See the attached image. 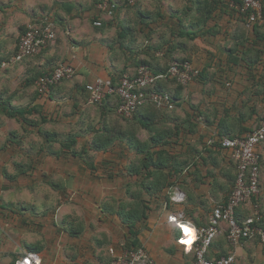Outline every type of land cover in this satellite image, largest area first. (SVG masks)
Here are the masks:
<instances>
[{
  "label": "crops",
  "instance_id": "crops-1",
  "mask_svg": "<svg viewBox=\"0 0 264 264\" xmlns=\"http://www.w3.org/2000/svg\"><path fill=\"white\" fill-rule=\"evenodd\" d=\"M113 1L119 3V0ZM152 1L157 3L155 0ZM231 1L161 0L164 4L165 19L159 26H153L152 32L147 29L144 30L145 33L140 34L139 38L145 40L142 49L148 46L159 47L172 39L173 57L191 60L195 67L201 70V77L181 88L170 81H161L158 84L162 91L171 93L175 97L172 111L157 109L151 111L150 107H144L133 119H130V123L122 120L118 112L111 114L109 111L106 116L105 122L109 129L119 128L122 125L125 132L129 133L131 130L139 132L138 138L141 141L152 136L153 133L161 132L164 136L163 141L170 142L167 150L172 157L167 163L171 171L175 172H172L174 176L169 187H165L164 180L160 182L159 187L163 189V195L170 199L171 211L158 207L156 203L153 204L140 234L141 244L159 264H194L182 255L181 246L177 242L179 230L175 224L168 222V216L174 215L197 227L208 223L214 206L228 199L237 176L235 164L229 161L228 152L220 149L217 143L213 144V141L219 137L222 139L246 136L257 126L264 105V25L256 24L248 29L244 21L224 8V4ZM99 2L100 0H0V12L4 19L0 24L6 23L12 15L15 22L18 21L17 32L13 34L16 36L15 39L21 36V30L27 29L41 16L52 13L57 18L56 40L41 56L26 60L19 69L29 74L39 71L49 72L63 62H70L75 66L76 78L63 81L50 91L47 98L40 99L37 103H40L43 112L55 113L61 117L60 122L47 125V130L54 129L55 133L62 135L79 133V131L83 134V139H78V149H81L91 136L101 129V113L106 111L104 109L118 107V103L114 100H109L102 106L89 104L87 85L96 78H109L110 72L120 71L124 66V60L120 56L116 59L108 54L111 43H108L107 39L116 35L115 29L101 33L89 22L94 13L93 6L96 7ZM232 3L233 1L230 5ZM155 7V4L146 2L144 6L146 15ZM127 16L128 13L122 12V19ZM109 19L106 17V20ZM142 29L141 26L140 31ZM181 30L191 32L192 39L173 36L172 33L179 34ZM156 56V59L145 54L143 57L153 61L156 70H164L170 61L164 59L160 52L156 53ZM144 122L153 123L155 126L147 129L141 125ZM124 144L123 156H120L116 150L106 154L92 153V156H96L94 160H97V157L104 158L117 162L120 166L137 163L136 160L134 162L130 160L131 155H135L132 147L128 146V142ZM55 147L56 145L53 146ZM257 152L260 155V194L251 204L240 206L237 214L240 220L252 216L253 205L257 202L263 216L264 229V141L258 146ZM34 158L37 168L34 173L28 174V177L20 175L19 178L10 180L5 178L2 168L6 167L8 176L14 178L17 173V163H15L17 159L0 160V182L15 189L20 186L23 189L21 192L11 190L10 199H2L12 205L15 213L24 212L25 218L33 219L32 214H42L45 211L50 215L57 207L54 220L59 222L57 215L63 206L72 209H82L87 206L82 201L78 204L77 199L73 204L66 200L62 201V205L58 207V201L55 205L53 201L56 199L53 200L50 194L56 193L57 199L63 198L62 200L71 192L79 190L82 193L95 191L98 195L97 182H102V185L110 181L96 180L83 168L66 164L64 160H56L49 156L40 160ZM52 163H57L61 168L60 171L45 170ZM9 167L14 168L12 171L15 173L8 170ZM98 174L100 175V172ZM46 176H49L53 182L64 183L67 195L63 197L47 184L27 186L34 179L41 183L45 182ZM104 190L103 194H105ZM114 192L112 195L118 197L119 193ZM37 194L42 197L36 198ZM51 203L53 206L48 207ZM69 215L75 214L65 215L62 221L69 218ZM51 218L48 217L49 221ZM111 218L108 217L107 221H103L105 219L103 218L102 222H99L98 219L87 216L86 229L79 238H71L63 229H59L60 233L56 238L51 235L53 229L46 231V235H41L38 232L40 229L32 230L23 225L21 217L18 216L16 220L11 219V223L5 228L0 219V264H14L19 254L28 252V247L40 240L47 243L49 248L40 253L44 264H81L82 261L88 260L92 264H99L108 261L110 258H104L109 256L105 252V246L110 242L111 246L116 247L114 253L120 254L127 233L120 225L118 226V221L114 219L115 222H111ZM94 219L102 224L101 230H97L100 233L97 234L94 233L96 232L94 226H91ZM105 230L110 231L111 234ZM221 237L214 242L215 251L227 253L229 246ZM53 238L57 242L65 240L62 241L64 247L58 255L51 248ZM101 243L102 246L99 245ZM251 243L255 242L252 240ZM243 247L246 255L248 252L252 253V247L248 244ZM241 250L242 247L239 251ZM255 251L258 256H255L254 264L264 258L261 245L255 247ZM72 255L75 258H72ZM53 258L64 259L53 261Z\"/></svg>",
  "mask_w": 264,
  "mask_h": 264
},
{
  "label": "trees",
  "instance_id": "trees-1",
  "mask_svg": "<svg viewBox=\"0 0 264 264\" xmlns=\"http://www.w3.org/2000/svg\"><path fill=\"white\" fill-rule=\"evenodd\" d=\"M104 1H110V3H115L117 5L116 9L113 12V15L110 17L109 20H106V17L108 16L105 15V12L97 9V5ZM104 1L100 0V2L96 4V7L93 6L94 13L89 19V22L96 31H99L101 33L110 29H115L116 31L115 41L110 44V51L108 52V54L113 57H116V59H118V57L120 56L124 60V66L120 71L117 70L114 73H109V78L112 79L114 84L116 85L120 78H122L125 74L129 73L131 68H136L137 71L140 66L150 67L154 74L166 73L168 66L164 70L158 71L154 68L155 65L153 61H150L148 59L146 60L143 56L145 54L149 55L152 59H156V53L160 52L163 54L164 59H168V62L174 61L175 58L172 54V49L174 45L172 44V39H170V42L160 45L159 47L148 46L146 48H143L142 50H140L141 52L134 48V42L136 41L137 37L140 36L141 33H145L147 29L150 30L149 32H152L153 26H159L160 23L162 24V21H164V4L161 2V0H155L157 1V3L153 2L152 0H144L143 2H140L138 4L131 5L129 3V0H119V3L113 0ZM148 1L151 4H155L156 7L151 13L146 15V10L144 9V6ZM232 1L234 3V6L239 7L242 5V0ZM231 2H226L224 4V8H226V10L229 9V13H231L232 15H236L237 18H240L242 21L245 22V18L239 15V11L229 6ZM122 12H129L128 16L126 17L127 19L121 18ZM43 17L44 16H41L39 19ZM46 17H48L52 22L57 23V18L52 13H48ZM97 21L102 22V26H95V22ZM141 26L143 28L142 31H140ZM178 26L182 27V25ZM1 28L2 26H0V32L2 31ZM27 29L21 30V36L26 32ZM172 34L174 37L184 36L188 39H192L191 32L189 31L181 30L179 34ZM21 36L16 39H11H15V45L11 48L8 54L5 53V48L6 45L9 43V40H0V63H3L5 61H11V58L17 54L18 43ZM41 54L25 58L19 63L23 64L26 60L41 56ZM183 60L189 59L185 58L182 59V61ZM12 65H17V63L11 64L8 67ZM15 70H19V67H14L13 71ZM0 71L2 72L4 70L0 68ZM49 72L39 71L24 75L26 77H22V81L14 89H12V91L9 86V80H7V78H10V76L9 74L6 75L3 72L4 74L2 76L6 78L5 81H2L0 83V135L1 133L4 134L3 140L0 141V160L17 159L15 161V163H17L16 176L14 178L9 177L6 172V167L2 168L3 175L9 180L15 178L17 179V177L20 175L28 177V174L34 173L37 169L35 165L36 160L34 157H36L37 160H40L43 157L49 156L55 158L56 160H64L66 164L70 163L74 164L77 167L83 168L85 171L88 172L89 176L96 180H110L109 182H104L102 185V182H97L98 187L96 188V191L98 195L95 193V191L90 193H82L80 190L71 192L67 195V188L65 184L62 182H53L52 180H50L49 176H46L45 182L41 183L38 182L37 179H34L29 182L27 186L33 187L37 184H47L54 191L61 194L63 197L66 194L67 196H65L64 200H62L63 198L58 199V207L59 205H62L65 200L66 202L72 204L75 203V200L77 199L79 200L77 201L78 204L80 201L84 202V205H86L88 208L84 207L82 209L88 217H94L98 219L99 222H102L103 218H105L103 219V221H107L106 219L108 217H112L111 222H115V220L118 221V226L120 225L123 229L126 230L127 233L125 235V244L122 246L123 250L138 249L140 247H143L140 240V234L142 232V228L144 227L149 218L153 204L156 203L158 207L162 209L165 208L169 212L171 211V201L169 198L163 195V189L159 187L160 182H162L163 180L164 182H166V184H164L165 187H169L171 185V178L174 176L172 172H175L171 171V168L167 163L172 157L170 152L167 150V148H169L170 146V142L163 141L164 136L161 132L153 133L152 136H148L146 137V139L141 141L138 138L139 132H135L131 129L129 133L125 132L122 125H120L119 128L112 127L111 129H109L105 122L108 112L110 111L111 114H116L118 112V107H113L104 109L106 111L101 113V129L98 131V133L93 134L90 140L86 142L81 147V149H78V139H83L84 137L80 131L79 133L76 132L73 134L70 133L67 135H62L55 133L54 129H46L47 125L60 122L61 117H59L60 115L55 113L43 112V108L41 107L40 103L37 102L40 101V99L47 98L52 89H54L63 81H66L63 80L57 85L52 86L49 91H47L45 94L38 93L35 88L36 80L40 76H43L44 74H47ZM199 72V76L193 81L201 77L202 72L200 69ZM169 81L177 84L176 80H168V82ZM160 82L161 81L157 82L155 86L156 90L161 93H168L162 91L158 87V84ZM177 86L180 88L183 87L180 84H177ZM34 88L35 91L33 92ZM168 94L172 95L171 93ZM172 98L173 108L171 109L169 107L157 108L154 105H147L144 107H150L152 109L151 111H154V109L160 111H172V109L174 110L175 97L172 95ZM109 100L116 101V103H118L117 106H119L120 104L119 98L115 95L108 96L105 103ZM111 101L109 103H111ZM135 116L136 114L134 115V117ZM120 118L126 123H130L131 121L130 119L124 118L123 116H121ZM13 124H16L18 128H13ZM141 125L143 127H146L147 129H150L151 127L155 126V124L150 122H144L141 123ZM3 129L6 130L2 132ZM220 138L221 137L215 138L214 141L212 140L213 144L217 143V146L220 149L227 151L229 161L234 163L233 160H231L229 151L222 148V139ZM125 142H128V146L132 147V150L138 157L139 160L137 161V163H133L132 165L128 166H120L119 163L114 162L112 160H106L104 158L99 159V157H97V160L93 159L92 153L106 154L111 153L114 150H116V152L120 156H123V153L125 151ZM54 145H56L55 148H53ZM18 155L23 156L20 159L22 161H18ZM234 166L237 170V165L235 164ZM99 172L100 175L98 174ZM103 173H105V175H103ZM102 186H104L105 188H103ZM20 187H16L15 189L14 187L8 184H4L2 186V189L0 188V190L6 192H10L11 190L21 192L23 189ZM103 190L105 194H103ZM114 191L119 193L118 197L112 195V193H115ZM74 193L75 195L74 197H72ZM86 199L90 201H87ZM254 200H256V198H254ZM56 209L57 207H55V209L51 211L50 215H48L49 212L47 213V211H45L42 214H32L33 219L25 218L24 212L15 213V210L13 209L12 205L6 203L0 196V219L3 221L5 228L11 223V219L16 220L18 216L21 217L23 225L30 227L32 230L40 229L38 232H40L41 235H46L48 230L53 229L51 235L56 238L57 234L60 233L59 229H63L64 232H66L71 238H79V236L83 233L84 229H86L87 220L81 217L78 218V216L75 214V216L70 215L69 218H67L65 221L59 223L54 220ZM49 216L52 217L51 221H49L48 219ZM74 217L76 218L74 219ZM261 217V222L259 224L262 227L263 216L261 215ZM71 218L72 220L69 221V219ZM204 225L206 224H200L198 226ZM54 238L52 239L53 241L51 248L55 251V253H57L58 242H56L57 240H55ZM223 239L226 241L225 236ZM253 241L256 245L260 244L262 246V254L264 255V242H262L258 237L253 239ZM214 244L215 243H213L210 248L209 256L211 258L220 257L226 254L223 252H216ZM47 246L48 244L44 243L43 240L37 241L35 245L28 247V252L19 254L16 257V261L23 258L25 254L29 253L30 251L37 252L40 254L41 252L47 250ZM180 248L182 255L185 258L190 259V255L192 254L191 262L195 264L196 258L194 254L185 253L183 246H181ZM59 251H61V249ZM72 258H75V256L72 255ZM107 258L110 259L99 264H108L112 259L111 255ZM16 261H14V264ZM84 263L91 264L89 261H85L82 264ZM256 264H264V258H262L261 260H257Z\"/></svg>",
  "mask_w": 264,
  "mask_h": 264
},
{
  "label": "built area",
  "instance_id": "built-area-1",
  "mask_svg": "<svg viewBox=\"0 0 264 264\" xmlns=\"http://www.w3.org/2000/svg\"><path fill=\"white\" fill-rule=\"evenodd\" d=\"M144 0H129L131 4H138ZM239 11V15L245 18L248 29L256 24L264 25V0H242V5L237 7L230 5ZM117 5L104 1L97 5V9L111 17ZM95 26H102V22H95ZM55 23L44 16L31 24L20 37L18 52L10 62L0 63V68L6 64L19 63L23 59L39 55L56 40ZM77 70L70 62L58 64L51 72L40 76L35 83L38 93L45 94L52 86L63 80H72ZM199 69L189 60H176L170 62L166 73L154 74L148 66H140L134 74H125L115 85L110 78H96L87 85L88 102L91 105L102 106L108 96H117L120 100L118 114L127 119L144 106L154 105L157 108H173L172 95L161 93L155 86L159 81L176 80L177 84L187 86L199 76ZM264 141V106L257 126L244 137H223L222 148L229 151L231 160L237 165V178L228 199L214 206L208 223L197 227L190 223L196 231V240L191 246L180 242L182 231L179 229L178 244L184 247L188 253H193L195 264H236L237 253L234 251L242 247L245 242L260 238L264 242V229L259 224L261 213L259 204L253 205V215L240 220L237 210L240 206L251 204L254 198L260 194V155L258 146ZM168 222L182 223L174 215L168 216ZM225 236L229 253L220 257L211 258L210 248L220 236ZM39 254L37 252H29ZM29 253L19 260H28V264H36V260L29 258ZM111 261L108 264H159L153 259L144 247L138 249H124L118 255L111 253ZM37 259L43 264L39 254ZM17 260V261H19ZM17 261L15 264H17Z\"/></svg>",
  "mask_w": 264,
  "mask_h": 264
},
{
  "label": "rangeland",
  "instance_id": "rangeland-1",
  "mask_svg": "<svg viewBox=\"0 0 264 264\" xmlns=\"http://www.w3.org/2000/svg\"><path fill=\"white\" fill-rule=\"evenodd\" d=\"M10 2V1H9ZM33 13H35V14H37L36 12H34V11H32ZM40 13V12H39ZM129 13V12H128ZM108 18H110V17H108ZM2 20H4L3 19V16H2V14H1V12H0V23L1 22H3ZM17 22L18 21H16L15 22V20H14V17H13V15H12V17L10 18V19H7V21H6V23H2V24H0V26H2V27H4V29H2V31L0 32V40L1 41H7V40H9V43L6 45V48H5V53L6 54H8L9 52H10V50H11V48L15 45V39H13V40H11L12 38H15L16 36L15 35H13V34H16V32H17ZM113 32V31H112ZM15 36V37H14ZM57 37V36H56ZM113 41H115V36L113 35V37H110L109 36V38L107 39V42L108 43H112ZM135 44H134V48L136 49V50H140V49H142V47L141 46H143V44L145 43V40L144 39H141V38H139V37H137V39H136V41L134 42ZM141 47V48H140ZM140 48V49H139ZM46 50V49H45ZM44 50V51H45ZM43 51V52H44ZM13 58V57H12ZM12 58H11V60H12ZM176 60H181V59H175L174 61H176ZM6 63L7 62H10V61H5ZM13 64V63H12ZM22 65L23 64H20V63H17V65H12V66H10V67H8L9 65L8 64H6L5 65V67H2L1 69H3L4 71H0V83L2 82V81H5V78L2 76L4 73L7 75V74H9V76H10V78L8 79L7 78V80H9V86H10V89H11V91H12V89H14L22 80H21V78L23 77H26V76H24V75H26L27 74V72L25 71V70H21V68L19 69V70H15V71H13L14 70V67H16V66H18V67H22ZM169 65V64H168ZM5 69H7V70H5ZM132 69V68H131ZM130 69V72H129V74H134L135 72H136V68H134V69H132L131 70ZM6 71V72H5ZM10 71V72H9ZM4 72V73H3ZM77 74V73H76ZM28 75V74H27ZM75 77V76H74ZM76 78V77H75ZM119 115V114H118ZM121 117V116H120ZM13 128H18V126L16 125V124H13ZM6 129H3V131L2 132H4ZM3 133H1V135H0V141H2L3 140ZM102 155V154H101ZM103 156V155H102ZM23 156H19L18 158H19V160H20V158H22ZM94 157H96V156H94ZM94 157H93V159H94ZM90 158V157H89ZM131 158V159H130ZM129 159L130 160H133V162H134V160H136V161H138V157L136 156V155H131V157H130ZM129 161V160H128ZM126 165H128V164H126ZM14 168H12V167H9V169L8 170H10L12 173H15L14 171H12ZM60 166L57 164V163H52L51 165H50V167L49 168H45V170H47V171H51V172H55V171H60ZM74 181V180H73ZM72 182V181H71ZM72 184V183H71ZM2 185H4V183L1 181L0 182V188L2 189ZM74 191V190H73ZM0 196L2 197V198H4V199H6V200H9L10 199V197H11V195H10V192H6V191H3V190H0ZM36 196V198H38V197H42V195H40V194H37V195H35ZM49 196H52V198H53V200L54 199H56V200H54L53 202H54V204L56 205L57 204V201H58V196H57V194L55 193V194H50ZM74 196V195H73ZM44 199H47L46 197H44ZM104 199H105V197H104ZM87 201H90V200H88V199H86ZM28 204H30V203H28ZM50 206H53V203H51V204H49L48 205V207H50ZM64 207V206H63ZM61 208L60 210H59V212H58V215L57 216H59V219H60V221H59V223H61L62 222V218H64L65 217V215H67V214H69V213H71V214H76L77 216H78V218H83V219H87V215L82 211V209L81 208H74V209H72L71 207H68L67 206V208L66 207H64V208ZM88 208V207H87ZM70 216V215H69ZM73 216H75V215H73ZM76 217H74V219H75ZM73 219V220H74ZM72 220V218L71 219H69V221H71ZM92 225L91 226H94V228H95V230H96V232H94V233H96L97 234V230H101V226H102V224H99L98 222H97V220L96 219H94L93 221H92V223H91ZM99 228V229H98ZM105 228H107V227H105ZM105 232H109V234H111V232L110 231H108V230H105ZM98 233H100V231L98 232ZM64 234H66V233H64ZM103 236L101 235V237L100 238H102ZM109 240L111 239V236L109 235ZM221 238H224V236H222ZM98 239V238H97ZM107 240V239H106ZM63 242L65 241L64 239L62 240ZM62 241L61 240H58V252L56 253L57 255H58V253H59V250L61 249V248H63L64 247V244L62 245ZM57 242V241H56ZM223 242H225L226 243V241L223 239ZM109 244L107 245V246H105V252H107L108 253V255L110 256L111 255V253L113 252L114 253V247L113 246H111V244H110V242H108ZM224 243V244H225ZM253 243V242H252ZM251 243V241H247V242H245V246L248 244V246L249 247H252V249H251V251H252V253L250 252H248V254L246 255L245 254V252H243L244 251V248L245 247H243L242 246V248H243V250H241V251H239L240 249H241V247L240 248H237V249H235L234 251H236V253H237V262H236V264H254V261L256 260V258H255V256H258V253H256V251H255V247H257V246H259V245H256L255 243L254 244H252ZM102 244L103 243H101V244H99L100 246H102ZM107 244V243H106ZM253 246H252V245ZM226 245H228L227 243H226ZM231 248L230 247H228V249L226 250V252L227 253H229L231 250H230ZM64 251V250H63ZM63 251H62V253H63ZM185 253H187L186 251H185ZM101 254V253H100ZM108 256H104V258H107ZM86 258V257H85ZM56 259H58V261H59V259H60V261H63V259L62 258H53V261H55ZM186 259H188V258H186ZM89 261V260H88ZM190 261H192V254L190 255ZM90 262V261H89ZM83 262H81V264H82ZM91 263V262H90ZM84 264H86V263H84ZM92 264V263H91Z\"/></svg>",
  "mask_w": 264,
  "mask_h": 264
},
{
  "label": "clouds",
  "instance_id": "clouds-1",
  "mask_svg": "<svg viewBox=\"0 0 264 264\" xmlns=\"http://www.w3.org/2000/svg\"><path fill=\"white\" fill-rule=\"evenodd\" d=\"M177 227L182 231V237L180 242L191 246L196 240V231L195 228L189 222L178 223ZM39 254L29 253V258L36 260V264H40V261L37 259ZM17 264H28V260H19Z\"/></svg>",
  "mask_w": 264,
  "mask_h": 264
}]
</instances>
